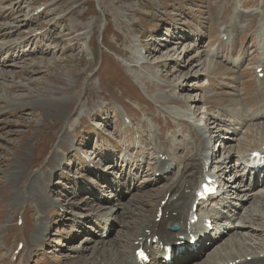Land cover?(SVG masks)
Returning <instances> with one entry per match:
<instances>
[{"label":"rangeland","instance_id":"374dc122","mask_svg":"<svg viewBox=\"0 0 264 264\" xmlns=\"http://www.w3.org/2000/svg\"><path fill=\"white\" fill-rule=\"evenodd\" d=\"M0 6V26L7 24V30L17 24L16 18L25 19L18 29L1 34L0 48L32 40L0 58L8 67L0 70L15 74L10 79L14 83L0 89V113L9 104L18 105L0 114V264H82L81 259L90 255L82 252L92 244L82 241H97L100 229L99 218L80 217L99 213L109 219L108 209L102 212L100 207L119 201L127 211L119 224L109 219L110 239L118 244L116 252L124 251L127 238L119 242L118 232L133 233L134 225L128 224L140 213L154 216L153 202L166 183L176 181L182 167L165 179L164 174L157 176L159 151L186 158L192 147L186 142L188 133L202 140L201 129L210 128L207 123L215 127L210 138L214 169L227 167L223 177L228 186L248 183L239 164L249 151L261 149L255 142L264 135V124L245 131L248 145H243L229 129L235 119L222 110L230 104L239 113L242 102L247 109H260L263 98L256 93L263 82L259 87L254 69L264 56V0H0ZM41 8L46 10L36 15ZM222 26L235 35L232 46L219 40ZM38 31L43 32L32 37ZM180 39L186 41L180 44ZM217 63L225 70L216 71ZM117 104L131 118L126 130ZM207 107L218 113L217 121L224 120L222 114L225 123L208 119L203 112ZM159 136L167 148L158 149L154 139ZM72 145L94 159V168L75 157ZM50 157L51 162H45ZM64 163L70 177L56 170ZM193 165L199 170L196 159ZM235 174L237 181L226 180ZM254 182L261 186L257 194L264 183ZM233 191L231 196H236ZM49 198L63 208L52 207ZM40 201L46 208L39 206ZM221 203L214 205L221 208ZM249 204L245 199L236 206L239 210ZM255 206L252 203L251 208ZM206 212L200 207L202 216ZM239 212L238 216L248 214L246 209ZM22 213L20 227L17 219ZM260 213L261 219L249 216L230 235H260L264 209ZM229 214L235 217L234 210ZM222 222L217 221L218 227ZM42 230L45 240L35 243L32 235ZM207 240L206 250L196 252V261L216 252V243ZM20 241L26 243L25 249L14 262L11 251ZM246 242L247 249L259 244L255 238Z\"/></svg>","mask_w":264,"mask_h":264},{"label":"bare ground","instance_id":"6f19581e","mask_svg":"<svg viewBox=\"0 0 264 264\" xmlns=\"http://www.w3.org/2000/svg\"><path fill=\"white\" fill-rule=\"evenodd\" d=\"M8 10H10V9H8ZM8 10H6V11H8ZM0 18H1V16H0ZM8 18H9V16H8ZM23 20H25V19H24V17L22 18V16H21V20H18V18H16L15 22L17 24L16 25H10L9 30L6 29L8 27L7 24H1L0 36L2 33H6L7 31L12 32L13 30L18 29L21 26L20 24ZM222 27H224V26H222ZM236 28H237L236 25L234 26V28H231L232 31H234V33H235ZM232 31H230V34H228V35H231ZM223 35L226 36V34H223ZM25 37H27V36H25ZM21 41H24V42H21ZM21 41L17 40V42L15 41L14 44H8L7 46L4 45L5 47H3L2 49L0 48L1 49L0 58H1L2 54H4V52H6L7 50H9L11 48L21 49L24 46H27L26 43L29 44L32 40H27V38H25L24 40H21ZM180 41H181V39H180ZM185 41H181V43L180 42L179 43L182 44V42H185ZM229 42H231V41H229ZM217 55L219 58L220 54L218 52H217ZM263 58H264V56L259 61V63H258L259 66H257L256 69L261 68V67L264 68V59ZM12 59L18 60V59H14V57ZM232 64L237 66L238 62L234 61V63H232ZM215 66H216L215 70L218 72L225 70V68H224L225 65H223V64L217 63ZM0 67L7 69L8 67H7L6 61H4V60L1 61ZM5 69L0 70V78H1L0 89L6 83H11V82L14 83L10 79H11V75H15V74L13 72L7 71ZM248 88H249V86H248ZM256 94H261L262 98H263L259 102L260 109H258V112L254 111L251 108L247 109L245 107V105L242 104L243 102L241 103V106L239 107V109L237 108L239 113L236 111V108H233L231 105H229L231 107L230 109H228V108L225 109L227 114L229 116H231V118L235 119V121L230 123L229 129H232L231 130L232 133L236 134V132L240 130V128L238 129L235 127V123L240 124L242 128L245 127L246 129H249V127L250 126L252 127L253 125L261 126L262 124H264V81L261 85L260 90L257 91ZM11 98H13V97H11ZM9 106H10V104L8 106H5L4 111H2L0 114H3L5 112L9 111V108L12 109L14 107H17L18 105L15 104V106L12 108ZM125 112H127V111L125 110ZM195 113L196 112H193V115H196ZM221 116H222V114H221ZM211 121H214V122L220 121V122L225 123L226 119H224L222 121L221 120L217 121V119L215 118L214 120L212 119ZM259 132L262 133V130H260ZM247 133H248V131H247ZM242 135H244V137L239 138L237 140L239 141L240 144L248 145L246 133L243 132ZM198 138H199L198 136L195 137V133L193 134L191 131H190V133H188V138L186 139V142L188 144H190L192 142V147L187 151V153L185 155V156H187L186 158L181 159V156L174 157L172 155L170 160L166 159V161H162L161 158L156 159L157 161H156L155 166L160 165L159 171L161 173H164L165 176H169L171 173H173V171L175 169H177V167L179 165H181L182 167L179 168L176 181L173 183H170V184L166 183V185L163 186L164 189L161 192V194L159 193V195L157 197V201L153 202V204L151 203L152 204V210H153V212H155V214H153L154 216L148 217L147 215H145L144 212L140 213V215L138 217H136V218L132 217V219L135 218V220L133 219V222H131V223L129 222L130 224H128V225H131V224L134 225V232L133 233H129V231L127 232L125 230L124 231L121 230L120 232H118L119 234H118L117 238L119 239V242H122L124 240V238H127V240L125 242L126 245H125L124 251L116 252L115 249L117 248L118 244L115 241L111 240L110 238L107 240H103V241H100L98 239H97V241H93L92 239H85L84 241H82L83 243L91 242L92 244H89L88 246H86L84 251L82 252V254H85L87 252H89V254H90L89 257L85 256L81 259V260H83L82 264H143L137 259V256L135 254V251L141 245L145 246L147 249L150 250L151 255L153 257V262L151 264H154V263L157 264V262L159 264H166L165 258L169 255V250H168L169 248L168 247H173L177 242H184L185 247L189 248L188 251L185 253V256L179 255L175 259V262L177 264H245L247 261H248V264H264V257L261 258L260 254H259L260 251L264 252V224L261 225V227H262L261 232L262 233L260 235H254V234H242V235H240L239 232H235L234 234L230 235L232 230L237 228V227H235V225H239V226L242 225L241 221H248L249 216L255 215L254 217L256 220L261 219L260 217H262V214L260 216V210L264 209V204L255 203V201H254L255 196L253 194L246 195V197H247L246 199L250 201L249 207L245 206V207H247V209H246V212L248 213L247 217L244 215L243 216L242 215H239V216L236 215L235 218L238 221L237 224L234 221H231L229 223L222 222L223 224L221 226L215 227L214 231L216 232V235L218 234V236L215 237V238H217V239H215V241H217V242L220 241V243L217 244V246L215 247L216 252H214V253L211 252L210 255L209 254L206 255V257L204 259H202L201 261H196L197 257L195 256V252L197 250L199 251V249H201V247L204 246V242H202V241L206 237L210 238L209 237L210 233L208 232L207 227H205L201 222H198L197 224H193V225L190 223V220H191L190 211H191L192 205L195 203V192L198 188V184L200 186V183L205 181L207 176L211 177L212 179H214V177H215V176H212L206 172V167L204 164V158H205V155H207V154L204 153V149L206 148L207 144L205 142L201 141L200 138L199 139ZM154 140H157V142H159L157 145L158 149L167 148L166 146H165V148H163L164 144L160 140V136H159V138L156 137ZM166 141H168V140H166ZM59 144H60V142H59ZM255 144L259 145L261 147V149L258 151L263 156L262 160H264V135H261L259 137V141H256ZM169 147L172 148L171 145ZM27 150H28V148H27ZM252 150H254V149H252ZM159 153H162V156L170 157L169 154L165 151L164 152L159 151ZM189 158L191 159L190 160L191 165L187 166L186 161ZM193 159H196V161L198 162L199 170H197L196 167L193 165ZM24 163H25V161H24ZM24 163H22V164H24ZM19 164H21V163H19ZM227 164H228V161H227ZM240 166L241 165H239V167ZM254 166H255V164H254ZM95 167H96V164H95ZM229 169H230V166H229ZM219 170H220V172L217 173L218 180H215V182H216V184L218 181H220V183H221L220 189L217 190L218 196H222L220 201L222 202L223 207L227 206L230 209L234 207L237 210L238 209V207L236 206L237 203H239L242 200H245L244 195L239 194V192L250 191L253 193L252 187L251 186H248V187L245 186V187L241 188V185L233 186L231 184H230L231 186H228V184L224 182L225 179L223 177V175L225 174V171L227 170V167H223V168L220 167ZM175 171H177V170H175ZM237 175L235 176L236 180L238 178ZM48 177H49V175L46 174L45 179ZM166 180H168V179H166ZM226 180L231 181L228 178ZM41 181L43 182L44 180H41ZM235 187L238 188V190L233 191L232 188H235ZM158 189H160V188H158ZM230 189H231V191H233V193H237V195L232 197L231 196L232 193H231ZM29 192H31V191H29ZM49 197H51V196L49 195ZM233 199L235 201H226V200H233ZM252 203L254 205H256L255 208H251ZM207 205L209 206V204H207ZM39 206L46 208L45 204L41 201L39 203ZM213 207L217 208V209L215 210L212 208L206 213V214H208L207 216H204V215L202 216V214H201V216L202 217H210L212 219H215V218L217 219L219 217H216V216H218L221 212H226L224 209L222 210V206H221V208H218L215 205H213ZM100 209L102 210V212L105 211L106 209H108L107 215L109 216V219L112 221H115L118 224L120 222L119 219H120L121 215L123 214L122 212L127 211L125 203L122 204L120 201L118 204L113 205L110 208L102 206V207H100ZM102 212H100V213L102 214ZM159 212L162 213L160 220L158 219V213ZM257 216H260V217H257ZM39 217H40V215L38 216V220H39ZM220 218L221 219L225 218V216L220 215ZM213 223H214V221H213ZM106 228L107 227L104 228L103 233H106ZM44 230H42V231L45 232ZM223 230H224V232L222 233L221 231H223ZM192 234L197 237V239H198L197 244H193L190 242V240L192 238ZM222 234H224L225 236L221 237ZM226 234H228V235H226ZM132 236H133V241H132ZM211 236L214 237L213 235H211ZM252 238L257 239L259 241L258 242L259 244L257 245V247L254 246L250 249H247V242L246 241L250 240ZM32 240L35 243H38L41 240L42 241L45 240V238L43 237L41 231H38V232L36 231L32 235ZM200 244H201V247L198 248ZM105 246H110V247L105 248ZM73 248H76V247H73ZM256 250H258L259 253ZM75 253L77 254V253H81V252L75 251Z\"/></svg>","mask_w":264,"mask_h":264}]
</instances>
